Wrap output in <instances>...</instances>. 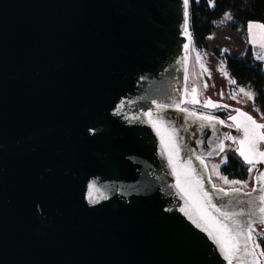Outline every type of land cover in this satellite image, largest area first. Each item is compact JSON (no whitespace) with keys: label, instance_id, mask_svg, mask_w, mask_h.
<instances>
[{"label":"water","instance_id":"water-1","mask_svg":"<svg viewBox=\"0 0 264 264\" xmlns=\"http://www.w3.org/2000/svg\"><path fill=\"white\" fill-rule=\"evenodd\" d=\"M188 7L0 0V264H262L264 130L181 106ZM226 144L251 189L214 186Z\"/></svg>","mask_w":264,"mask_h":264},{"label":"rangeland","instance_id":"rangeland-1","mask_svg":"<svg viewBox=\"0 0 264 264\" xmlns=\"http://www.w3.org/2000/svg\"><path fill=\"white\" fill-rule=\"evenodd\" d=\"M246 41L248 42L253 57L256 61L264 63V26L260 22H249L246 27ZM208 45L202 51L190 49L188 62V84H192L197 89V94L193 103H183L181 106L192 112L208 115L212 117H222L225 119L229 111L217 107L208 109L195 105L197 99L205 101V95L211 100H219L225 104L234 107L243 108L250 113L264 128V118L258 113L257 107L253 105V91L249 85H236L230 75L227 73L224 55L229 54L233 57H243L245 55V44L238 36H235L228 30L227 26L222 25L208 39ZM222 113L223 115H219ZM264 130V129H263ZM235 146L226 144L223 154L219 158L206 160L209 176L216 187L224 189L240 188L244 190L251 189L253 171L255 165L249 166L250 177L246 181H237L228 179L220 173V167L225 162L226 156L230 151H234ZM258 226H252L251 236L254 243L255 251L264 264V257L260 252L258 241L259 238H264V232L259 230Z\"/></svg>","mask_w":264,"mask_h":264},{"label":"trees","instance_id":"trees-1","mask_svg":"<svg viewBox=\"0 0 264 264\" xmlns=\"http://www.w3.org/2000/svg\"><path fill=\"white\" fill-rule=\"evenodd\" d=\"M188 10L192 46L195 50L205 49L210 36L222 25H226L229 31L244 41L243 57L236 58L226 53L223 58L227 73L234 83L251 86L253 105L264 118V63L255 60L246 41L249 22H260L264 26V0H189ZM249 168L241 163L234 151H230L220 167V173L230 180L242 182L249 179ZM257 241L264 257V238Z\"/></svg>","mask_w":264,"mask_h":264},{"label":"flooded vegetation","instance_id":"flooded-vegetation-1","mask_svg":"<svg viewBox=\"0 0 264 264\" xmlns=\"http://www.w3.org/2000/svg\"><path fill=\"white\" fill-rule=\"evenodd\" d=\"M210 106H211V105H210ZM198 114H200V113L198 112ZM230 114H232V113H231V112H229V113H228V116H229ZM228 116H226V117H225V119H226ZM225 119H224V120H225Z\"/></svg>","mask_w":264,"mask_h":264},{"label":"bare ground","instance_id":"bare-ground-1","mask_svg":"<svg viewBox=\"0 0 264 264\" xmlns=\"http://www.w3.org/2000/svg\"><path fill=\"white\" fill-rule=\"evenodd\" d=\"M185 77H186V81H187V80H188L187 74H186V76H185Z\"/></svg>","mask_w":264,"mask_h":264}]
</instances>
